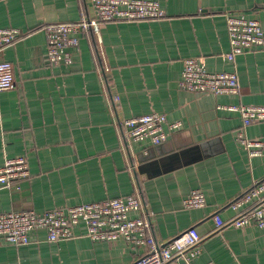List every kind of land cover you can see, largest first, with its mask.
Listing matches in <instances>:
<instances>
[{"label":"crops","instance_id":"0c3cea01","mask_svg":"<svg viewBox=\"0 0 264 264\" xmlns=\"http://www.w3.org/2000/svg\"><path fill=\"white\" fill-rule=\"evenodd\" d=\"M164 18L105 23L84 34L68 68L46 61L44 26L91 16V0H0V28L23 37L0 52L13 66L14 87L0 92V167L25 157L29 177L0 188V213L42 214L137 194L164 245L190 231L200 253L180 264H264V229H216L214 216L233 217L231 201L264 179V149L251 157L238 133L264 142V121L243 127L221 106H264V51L228 60L226 16L245 14L264 29V0H157ZM202 59L211 73L233 72L238 95L194 93L179 87L183 63ZM179 122L159 145H125L118 123L148 114ZM197 189L206 206L185 209ZM47 241L27 245L0 237V264H131L145 253L122 239Z\"/></svg>","mask_w":264,"mask_h":264},{"label":"built area","instance_id":"2783aa9c","mask_svg":"<svg viewBox=\"0 0 264 264\" xmlns=\"http://www.w3.org/2000/svg\"><path fill=\"white\" fill-rule=\"evenodd\" d=\"M91 6L92 15L81 17L78 22L54 23L42 28L46 35V61L49 64L68 68L79 48L80 37L84 34L98 36L102 24L156 20L165 16L157 0H91ZM226 30L230 44V51L226 55L228 60L257 50L264 51V29L255 19L245 14L227 15ZM23 36L18 29L0 28V52ZM13 87V66L7 61H0V92ZM179 87L188 92L216 96L238 95L240 90L235 73H211L199 58L184 60ZM220 108L239 113L243 127L264 121V106L233 105ZM180 127L179 122L168 123L163 116L155 113L118 123L121 139L126 146L145 141L159 145ZM237 141L251 157L261 156L263 141L249 140L243 133H238ZM29 175L25 157L7 159L0 167V188L11 189ZM205 206L204 194L197 189L190 191L183 200L185 209ZM229 207L234 212L231 219L223 221L214 216L217 230L250 226L264 229V179L255 182L250 189L231 201ZM142 210V199L134 194L42 214L31 210L0 213V237L14 246L27 245L30 233L43 230L48 242L57 243L75 238L74 228L83 224L86 236L92 241L122 239L131 249L144 247L145 253L136 257L131 264H180L200 253L199 241L190 231L178 234L164 245L158 243L152 235L150 218Z\"/></svg>","mask_w":264,"mask_h":264}]
</instances>
